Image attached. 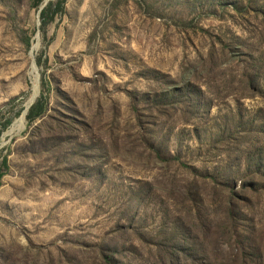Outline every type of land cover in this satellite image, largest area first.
<instances>
[{
	"label": "rangeland",
	"instance_id": "rangeland-1",
	"mask_svg": "<svg viewBox=\"0 0 264 264\" xmlns=\"http://www.w3.org/2000/svg\"><path fill=\"white\" fill-rule=\"evenodd\" d=\"M0 264H264V0H0Z\"/></svg>",
	"mask_w": 264,
	"mask_h": 264
},
{
	"label": "water",
	"instance_id": "water-1",
	"mask_svg": "<svg viewBox=\"0 0 264 264\" xmlns=\"http://www.w3.org/2000/svg\"><path fill=\"white\" fill-rule=\"evenodd\" d=\"M42 9V8H41Z\"/></svg>",
	"mask_w": 264,
	"mask_h": 264
}]
</instances>
